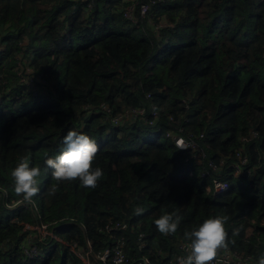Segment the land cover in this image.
<instances>
[{
    "label": "trees",
    "instance_id": "obj_1",
    "mask_svg": "<svg viewBox=\"0 0 264 264\" xmlns=\"http://www.w3.org/2000/svg\"><path fill=\"white\" fill-rule=\"evenodd\" d=\"M86 1L94 6L0 0V210L17 218L0 211V264H106L100 255L121 235L131 264L142 256L170 264L185 232L217 214L229 217V248L256 264L264 254V0ZM29 74L36 91L21 82ZM130 109L145 112L112 121ZM69 130L98 145L93 167L104 175L94 189L58 183L46 166ZM174 136L197 147L177 149ZM198 151L202 162L189 159ZM24 156L41 169L32 203L15 195L10 175ZM215 177L231 188L214 194ZM163 214L181 217L175 234L157 230ZM21 222H45L61 240L40 242L42 255L29 257ZM116 222L128 227L106 233Z\"/></svg>",
    "mask_w": 264,
    "mask_h": 264
},
{
    "label": "clouds",
    "instance_id": "obj_2",
    "mask_svg": "<svg viewBox=\"0 0 264 264\" xmlns=\"http://www.w3.org/2000/svg\"><path fill=\"white\" fill-rule=\"evenodd\" d=\"M177 149H187L189 146L183 138L175 142ZM98 152V145L89 135L76 130H69L63 137V147L55 157L48 158L45 163L52 170V179L56 182L79 180L84 188H96L103 178V169L93 167ZM27 156L18 159L11 170L13 190L16 196L22 197L23 202L32 203L33 197L39 192L38 177L41 174L39 167L30 166ZM53 192L55 189L52 190ZM6 197L8 193L5 191ZM137 215L143 212L142 208L135 209ZM181 217L172 214H163L154 223L157 230L167 236L175 234ZM229 217L217 214L209 216L191 231L185 232L189 243L185 245L187 255L176 258L175 264H221L219 254L224 252L230 255L228 230L226 228ZM231 243H234L232 241ZM117 264H120L117 261ZM226 264V261H225ZM256 264H264V254H261Z\"/></svg>",
    "mask_w": 264,
    "mask_h": 264
},
{
    "label": "built area",
    "instance_id": "obj_3",
    "mask_svg": "<svg viewBox=\"0 0 264 264\" xmlns=\"http://www.w3.org/2000/svg\"><path fill=\"white\" fill-rule=\"evenodd\" d=\"M135 7H136V3L130 4L129 8L126 11L127 15H129V16L133 15ZM141 8H142V10H141L142 13H145L147 10V6L145 4H142ZM144 112H145V109L126 110L122 115L115 116L112 119V121L115 124H121V123H123L124 120H127L128 118H131V117L137 118L138 116L144 115ZM153 115H155V117H156L155 113H153ZM147 120H149V123L152 124V123H154L155 118H152V119L147 118ZM251 135H252V137H255L257 134L255 132H251ZM179 138H183L185 140V142L187 143V145L189 146V148L184 149V150H189L190 148H193L194 146L197 147V145L193 141L186 139L182 136H174V141L176 142V140ZM245 139H246V137H245ZM189 159H196V160H199L202 162V155H201V153H199V151L195 152V153H190ZM244 161H245V159H244ZM211 165L215 169L216 168L220 169L218 164L211 162ZM205 175H206V173L202 174V176H205ZM213 184H214V192H213L214 194H220V193L226 192L231 188L230 184L228 182L223 181L218 177H215L213 179ZM16 203H17V201L12 203V204L16 205ZM8 211H10V210H8ZM11 220H14V218H11ZM21 225H23L24 230H26L28 232L27 237L28 236L30 237V241L28 243L29 248L26 251L27 256H29L28 254H30L29 257H37V256L42 255V248L40 246V242L45 243V241L48 240L49 238L61 240V238L57 234H55L53 229L50 228V225L45 223V222H38L35 224H27V223L21 222ZM118 227H120L122 229H126L128 227V225L126 223H121V222L110 223L105 227L104 230L106 233L112 234L115 232L116 229H118ZM33 237H34V239L35 238H37V239L35 241H32L31 238H33ZM140 239H141L140 246L143 247L145 245L143 242V234H140ZM187 243H189L187 240L182 241L180 243V246H179L180 253H178L170 261V264H175L177 257L187 255V251L185 248V245ZM125 244H126V239L124 236L121 235V236L116 237L115 245L113 247H109V248L105 249L104 253L100 255V258L106 264H108V263L109 264H117V261H119L120 264H131V259L125 250ZM36 247H39L41 249V251L36 249ZM72 249L76 250V245H72ZM27 252H28V254H27ZM229 252H230V255H228L224 252H221L219 254L218 259H220L221 264H225V261H226V264H250L251 259L248 256H243L238 251H233L230 248H229ZM86 262L88 264L89 259H87ZM137 264H157V263L154 262L153 260H151L147 256H142ZM214 264H215V262H214Z\"/></svg>",
    "mask_w": 264,
    "mask_h": 264
},
{
    "label": "rangeland",
    "instance_id": "obj_4",
    "mask_svg": "<svg viewBox=\"0 0 264 264\" xmlns=\"http://www.w3.org/2000/svg\"><path fill=\"white\" fill-rule=\"evenodd\" d=\"M80 1H82V2H86V4H84V6H83V7H85V8H92V7L94 6V4H92L91 2H88V1H86V0H80ZM91 1H92V0H91ZM137 1H138V0H137ZM137 1H135V2H137ZM128 8H129V7H127V9H128ZM126 11H127V10H126ZM29 71H30V70H29ZM21 82H22V83H25V82H26V84L29 85V88H31V90H34V91H36V90L38 89V87H40L39 84L37 83V80L34 79V76H32L31 74H29L28 76L24 75L23 78L21 79ZM46 82H47V79H46V78L42 79V83H43V84H45ZM46 86H47V85H46ZM41 89H42V92H45L44 87L41 86ZM14 202H16V201H14ZM13 205H14V204H11L10 207H12ZM0 211H1V213L4 214L7 218H14L15 221L17 220V218H16V214H15L14 212L8 211V210H6V209H1ZM47 239H48V238H47ZM27 240L30 241V237H29V236H28ZM36 249H38L39 251H41V249H40L39 247H36ZM78 252H79V250H78ZM27 254H28V252H27ZM28 255L30 256V254H28ZM88 264H90V263L88 262Z\"/></svg>",
    "mask_w": 264,
    "mask_h": 264
}]
</instances>
